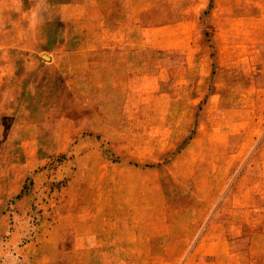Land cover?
I'll list each match as a JSON object with an SVG mask.
<instances>
[{"label": "rangeland", "instance_id": "rangeland-1", "mask_svg": "<svg viewBox=\"0 0 264 264\" xmlns=\"http://www.w3.org/2000/svg\"><path fill=\"white\" fill-rule=\"evenodd\" d=\"M0 264H264V0H0Z\"/></svg>", "mask_w": 264, "mask_h": 264}]
</instances>
